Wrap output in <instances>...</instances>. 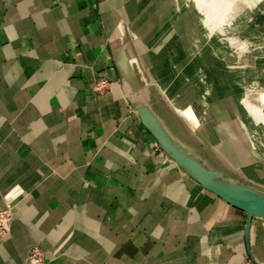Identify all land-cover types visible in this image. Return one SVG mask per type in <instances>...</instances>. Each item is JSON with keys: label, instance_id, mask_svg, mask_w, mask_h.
Returning <instances> with one entry per match:
<instances>
[{"label": "crops", "instance_id": "0c3cea01", "mask_svg": "<svg viewBox=\"0 0 264 264\" xmlns=\"http://www.w3.org/2000/svg\"><path fill=\"white\" fill-rule=\"evenodd\" d=\"M113 1L0 0V209L14 216L0 264H24L35 245L47 264H264V221L247 242L246 214L156 155L129 110L153 104L204 158L264 190L178 124L136 55L147 2Z\"/></svg>", "mask_w": 264, "mask_h": 264}, {"label": "bare ground", "instance_id": "6f19581e", "mask_svg": "<svg viewBox=\"0 0 264 264\" xmlns=\"http://www.w3.org/2000/svg\"><path fill=\"white\" fill-rule=\"evenodd\" d=\"M119 1L121 0L113 1L114 5H117ZM127 1L130 4L133 2V0ZM184 3L187 10L183 11L186 13L195 11L202 18L199 17L200 19L190 26L187 25L188 22H184L180 14H177L173 21L164 19L158 25L160 20L155 21L149 31L136 41L133 40L136 55L141 58L151 82L155 81L157 88L164 94L165 101L181 127H184L197 142L208 146L218 159L245 179L264 182V169L260 167L259 160H252L250 150L248 151L250 146L264 155V110L252 102L255 98L264 103V96L261 95L258 87L254 89L249 87L252 89L249 93L242 91L244 84L252 81L253 78H260L259 84L264 85V62H261L263 68L261 72L250 70L248 74H244L242 66H248V62H250L249 65L258 64V55L252 53L254 48L243 53L242 51L249 45L235 38L226 37L228 29L238 25L236 24L238 20L247 19L250 22L248 17L244 18L246 10L243 5L244 0H184ZM191 5L193 8L190 7ZM176 6L178 10L179 5ZM133 11L124 13L123 19H130L129 13ZM169 26L172 27L167 31ZM200 27L204 28L202 33L204 37L198 36L196 32ZM171 29L181 34L179 41H174ZM218 33H222L224 37L218 36ZM259 39L260 35L257 36V45H259ZM200 43L204 46L198 52ZM223 44H226V47ZM168 46L172 47V52H169ZM234 51L236 53L232 55ZM182 55L185 57L186 64L180 62L179 57ZM244 55L247 64L240 63L244 61ZM167 56H170L172 63L176 65V71L173 73L164 62ZM213 67H217L219 73L214 74ZM200 73L204 78L201 85L203 91H199L194 98L191 93L194 90L198 92L197 77ZM179 85L183 87L184 96L176 98L177 96L175 97L172 92ZM242 93L246 94L243 105L239 103ZM207 104L217 114L216 123L209 119L205 107ZM258 219L264 221L260 217Z\"/></svg>", "mask_w": 264, "mask_h": 264}, {"label": "rangeland", "instance_id": "374dc122", "mask_svg": "<svg viewBox=\"0 0 264 264\" xmlns=\"http://www.w3.org/2000/svg\"><path fill=\"white\" fill-rule=\"evenodd\" d=\"M115 1V0H114ZM147 2V3H146ZM144 3H146L145 5V7L144 8H142V12H140L139 14H138V16H141L140 17V20H141V22L143 23V21H144V18H146V21H144V23L143 24H141V26L143 25V27H141V35H142V33H143V35L147 32V31H149V29H150V26H152L153 25V23L156 21V22H158L159 20V22L157 23V25L158 24H160L161 22H163V20L164 19H169L170 21H173L174 20V18L177 16V14H180L181 16H182V18H184V22H188L187 23V25L188 26H190V25H192L195 21H198L200 18L199 17H201L200 15L198 16L197 15V12H195V11H190V12H188V13H186L185 11L187 10L186 9V7H185V3H184V0H145L144 1ZM143 3V4H144ZM247 3V4H246ZM176 5H179V9L177 10V8H178V6H176ZM243 5L245 6V16H244V18H249L250 19V22L247 20V19H245V20H238L237 22H236V24H238V25H236L234 28H230V29H228V31H227V33H226V37H232V38H235L237 41H239V42H245L244 44L245 45H249V47H247V48H245L242 52L243 53H246L247 51H249V49L250 48H254V51H252V53L254 54V53H257V59L259 60V62H258V64H259V66L264 62V0H244V3H243ZM181 6V7H180ZM151 7H154L155 8V11L154 12H151L150 10H149V8H151ZM191 8H193L192 7V5L190 6ZM113 10V9H112ZM183 10H185V11H183ZM132 12H130L129 14H131ZM128 14V15H129ZM239 14H241V13H239ZM115 15H117V14H115ZM202 18V17H201ZM240 22H242V23H240ZM146 24V25H145ZM172 26H174V23H172ZM172 26H169V28H168V30L167 31H169V29L172 27ZM252 27V29H250ZM247 28V29H246ZM203 29L204 28H202V27H200L199 29H197V33H198V36L200 35V36H202V37H204L203 36ZM234 29V30H233ZM251 31H250V30ZM188 30V29H187ZM242 30V31H241ZM246 30V31H245ZM127 31V30H126ZM164 31V30H163ZM166 30H165V32H167ZM170 31H172L173 32V36H174V41L175 42H177V41H179L180 39H181V34L177 31V30H175V29H171ZM233 31V32H232ZM247 31H248V33H247ZM200 32V33H199ZM240 32H242V33H240ZM244 32V33H243ZM249 32H250V34H249ZM260 33V34H259ZM163 35V34H162ZM218 36H221V37H224L223 36V34L222 33H218L217 34ZM236 35V36H235ZM258 35H260V39H259V41H258V44L259 45H257V36ZM242 36V37H241ZM161 40H162V38H161ZM199 42H200V40H199ZM202 44H203V41H202ZM201 43L199 44V46H198V52L200 51V49H202L201 47L202 46H204V45H202ZM256 44V45H255ZM194 46L196 45V43L195 44H193ZM225 47H226V44H223ZM197 47V46H196ZM195 47V48H196ZM167 48H169L168 50H169V52H172V47L171 46H168ZM228 48V47H227ZM223 50H225L224 48H223ZM201 52H203V50L201 51ZM234 53H236L235 51L234 52H232L231 54L232 55H234ZM138 56V55H137ZM244 61L243 62H240V63H242V64H247V62H245V60H246V56L244 55ZM138 58V60H139V62L142 64V66L144 67V65H143V63H142V61H141V58H139V57H137ZM180 58V62H181V64H186V60H185V57L182 55V56H180L179 57ZM234 58V57H233ZM254 59V58H253ZM247 60H249L248 58H247ZM164 62H167V64L168 65H170V69L169 70H171L172 71V73L173 72H175L176 71V65L175 64H173L172 63V61H171V58H170V56H167L166 57V59H165V61ZM262 62V63H261ZM240 63H238V66H240ZM249 64H250V62H248ZM166 64V63H165ZM248 64V66H245V65H243L242 66V68H243V71H244V74H248L249 72H250V70H254V71H259V72H261L262 71V69H261V67H259V66H255V65H253V66H251V65H249ZM232 68H235V67H232ZM144 69H145V67H144ZM167 69V70H168ZM218 68L217 67H213V73L214 74H216V73H219L218 71H219V69L217 70ZM236 69V68H235ZM243 74V77H245V75ZM216 76H218V75H216ZM197 79H198V92L196 91V90H194L193 92H192V94H191V96L192 97H197V95H198V93H199V91H203L202 89H201V85H202V83H203V81H204V78H203V74L202 73H200L199 74V76L197 77ZM255 80V81H254ZM257 82V83H256ZM259 82H261V79L260 78H258V79H252V81L250 80V81H247L246 83H247V85H245L244 84V86H243V89H242V91L243 92H247V93H249V92H251L252 91V89H250V88H259L260 89V93H262L261 95H263L264 96V85H261V84H259ZM154 85V84H153ZM154 87L155 88H157L156 87V85H154ZM225 87H227L226 85H225ZM250 87V88H249ZM194 88V87H193ZM206 89H208V88H206ZM205 90V89H204ZM178 91V92H177ZM195 91H196V93H195ZM182 93V94H181ZM173 94H174V96L176 97V98H180V97H183L184 96V92H183V87H182V85L180 86H178L177 88H174L173 89ZM243 95L240 97V99H239V103H241V105H243V103H244V100H245V96H246V94L245 93H242ZM158 95H159V97H160V99L162 100V101H164L166 104H167V102L165 101V96H164V94L163 93H161L160 92V90H158ZM180 95V96H179ZM230 98V97H229ZM253 99H255V98H253ZM252 99V102L257 106H261V108H262V110H264V103H262L261 101L259 102V100H253ZM242 102H241V101ZM129 110L133 113V114H135V115H137V111L136 110H134L133 108H131V107H129ZM214 115H215V113H214ZM216 116V115H215ZM153 148H154V150L156 151V155H160V156H162L163 158H165V157H168V155L165 153V151L160 147V145L158 144V142L156 141V144H154L153 145ZM249 150H251V151H249ZM198 151V153H200V154H202L203 152L202 151H200V150H197ZM248 151H249V153H250V155H251V158H252V160L253 161H257V160H259V164H261L262 162V160H264V155H262V154H260L259 152H257L256 150H254L253 148H251L250 146L248 147ZM170 158V157H169ZM172 159V158H171ZM205 159L207 160V164L208 165H210L211 167H213V168H216V169H219V170H221V172H223L224 173V175L225 174H228V172L226 171V170H224L223 169V167H221L220 165H219V162H217V161H215V160H211V159H209V158H207V157H205ZM173 160V159H172ZM171 166L173 167V168H175V169H177V168H179L180 170H183L178 164H177V162L175 161V160H173V162H171ZM178 170V169H177ZM179 171V170H178ZM184 171V170H183ZM185 172V171H184ZM187 173V172H186ZM188 174V173H187ZM189 175V174H188ZM190 176V175H189ZM190 178H192L191 176H190ZM233 178H235V177H233ZM197 184H199L194 178H192ZM249 180H251V179H249ZM252 180H254V181H258V180H255V179H252ZM259 183H263L264 184V182H261V181H258ZM200 185V184H199ZM201 186V185H200ZM206 190V189H205ZM5 209H9V210H11V212H12V220H11V223H10V228H9V231L7 232V235H6V237L3 239V240H1V243H0V246L7 240V238L9 237V232H10V230H11V227H12V223H13V220H14V216H13V206L11 205V204H5L4 205V207L3 208H1L0 209V211L1 210H5ZM95 210V209H94ZM257 220V218H254L253 220ZM264 219V218H263ZM3 241V242H2ZM35 247H38V248H41L40 246H38V245H35V246H32L29 250H28V252L32 249V248H35ZM41 250H42V248H41ZM43 253H44V261H43V264H47V258H46V254H45V252L43 251ZM29 254V253H28ZM28 254H27V256H28ZM26 260H27V257H26V259H25V261H24V263L26 262ZM250 261L253 263V261L251 260V258H250ZM254 264V263H253Z\"/></svg>", "mask_w": 264, "mask_h": 264}, {"label": "water", "instance_id": "95a60500", "mask_svg": "<svg viewBox=\"0 0 264 264\" xmlns=\"http://www.w3.org/2000/svg\"><path fill=\"white\" fill-rule=\"evenodd\" d=\"M133 109L168 157L175 160L204 189L246 214L245 238L248 242L253 219L264 218V190L230 174L224 175L221 170L208 165L195 147L169 130L153 104L142 103L133 106ZM250 258L254 264H259L251 254Z\"/></svg>", "mask_w": 264, "mask_h": 264}, {"label": "built area", "instance_id": "2783aa9c", "mask_svg": "<svg viewBox=\"0 0 264 264\" xmlns=\"http://www.w3.org/2000/svg\"><path fill=\"white\" fill-rule=\"evenodd\" d=\"M107 85H108L107 81L104 79H101L96 84L94 91L102 92L106 90ZM11 210L5 209V210L0 211V241L5 238V236L7 235V232L9 231L10 223L12 220ZM28 253L29 254L27 256V260L25 264H43L45 256L41 248H38V247L32 248Z\"/></svg>", "mask_w": 264, "mask_h": 264}]
</instances>
